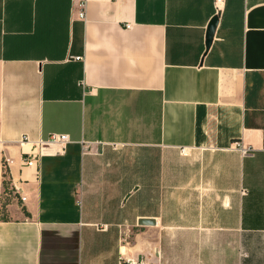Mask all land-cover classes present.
I'll use <instances>...</instances> for the list:
<instances>
[{
  "label": "crops",
  "instance_id": "obj_1",
  "mask_svg": "<svg viewBox=\"0 0 264 264\" xmlns=\"http://www.w3.org/2000/svg\"><path fill=\"white\" fill-rule=\"evenodd\" d=\"M81 2L0 0V264H264V0Z\"/></svg>",
  "mask_w": 264,
  "mask_h": 264
},
{
  "label": "built area",
  "instance_id": "obj_2",
  "mask_svg": "<svg viewBox=\"0 0 264 264\" xmlns=\"http://www.w3.org/2000/svg\"><path fill=\"white\" fill-rule=\"evenodd\" d=\"M225 0H215V6H216V11L219 12L222 8V5L224 4ZM82 4V10L80 13V17L82 19L86 18V13L84 10V5L85 2L84 0H82L81 2ZM79 60H82V58H77ZM23 143H28L29 140L27 138H24V140L22 141ZM70 142V138L68 135L66 134H53L51 135L50 139L47 141L48 144L53 145V146H58L61 147L62 149H65V147L68 145V143ZM42 143V142H41ZM42 145H44V143H42ZM182 152H185V149L182 150ZM26 158L23 160V165H27V166H32L36 163V161L39 159V155L38 154H33V153H26ZM7 163V162H6ZM5 166V165H4ZM7 165L5 166V175L8 174V170H7ZM8 192L10 194H17L19 193L18 189L16 188H9ZM24 201V198H22Z\"/></svg>",
  "mask_w": 264,
  "mask_h": 264
},
{
  "label": "water",
  "instance_id": "obj_3",
  "mask_svg": "<svg viewBox=\"0 0 264 264\" xmlns=\"http://www.w3.org/2000/svg\"><path fill=\"white\" fill-rule=\"evenodd\" d=\"M217 23H218V18L215 17L212 21V23L210 24V28H209V32H208V42H207V45L208 47L211 45L212 43V39H213V34H214V31L216 29V26H217ZM144 224H147V223H150V222H143ZM152 223V222H151Z\"/></svg>",
  "mask_w": 264,
  "mask_h": 264
},
{
  "label": "trees",
  "instance_id": "obj_4",
  "mask_svg": "<svg viewBox=\"0 0 264 264\" xmlns=\"http://www.w3.org/2000/svg\"><path fill=\"white\" fill-rule=\"evenodd\" d=\"M6 176H7V174H6ZM8 183H9V182L6 181L5 184H4L5 192H6V193H7V190H8V187H7Z\"/></svg>",
  "mask_w": 264,
  "mask_h": 264
}]
</instances>
